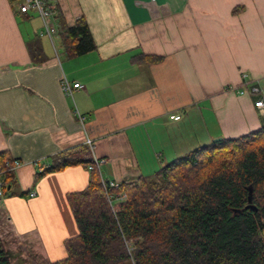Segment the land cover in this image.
Returning <instances> with one entry per match:
<instances>
[{"label": "crops", "instance_id": "crops-1", "mask_svg": "<svg viewBox=\"0 0 264 264\" xmlns=\"http://www.w3.org/2000/svg\"><path fill=\"white\" fill-rule=\"evenodd\" d=\"M47 2L67 26L84 18L95 50L68 57L58 39L54 50L37 14L0 0V153L23 163L0 212L22 238L36 233L49 263L77 235L66 196L90 173L76 165L38 177L56 155L86 146L101 179L129 183L264 127L254 106L264 94V0ZM35 39L42 64L28 51ZM62 78L83 88L68 97Z\"/></svg>", "mask_w": 264, "mask_h": 264}, {"label": "trees", "instance_id": "trees-1", "mask_svg": "<svg viewBox=\"0 0 264 264\" xmlns=\"http://www.w3.org/2000/svg\"><path fill=\"white\" fill-rule=\"evenodd\" d=\"M54 20L68 57L95 50L84 18L67 26L55 9ZM28 51L45 62L38 40ZM7 159L1 152L0 166ZM76 165L92 166L85 189L66 196L77 235L63 242L64 258L43 264H264V127L112 188H103L86 146L56 155L38 177ZM4 182L10 192L13 175ZM107 195L125 198L110 204ZM0 264H12L2 248Z\"/></svg>", "mask_w": 264, "mask_h": 264}, {"label": "built area", "instance_id": "built-area-1", "mask_svg": "<svg viewBox=\"0 0 264 264\" xmlns=\"http://www.w3.org/2000/svg\"><path fill=\"white\" fill-rule=\"evenodd\" d=\"M17 11L21 14L25 13H35L38 15L42 30L38 33L39 37H47L51 42L54 48V40L57 39L58 30L54 20V11L55 7L47 2V0H22L17 5ZM55 50V48H54ZM60 87L62 92L68 96L72 97L74 90L82 89L83 87L78 83H71L66 78H62L60 81ZM243 94V92H239ZM255 107H264V94H260V99L255 102ZM170 119L178 120L179 116H170ZM87 145L90 147V150L93 149L92 141L87 140ZM22 162L17 159H7L4 161L3 165L0 166V198L5 195V182L4 176L7 174H13L16 170H18L22 166ZM94 166L98 169L99 161H94ZM46 167H44L45 169ZM88 170H92V166L88 167ZM101 184L104 189L116 187L118 184L114 182L104 181L100 178ZM28 196L33 198L35 196L34 192H29ZM124 195L118 196L116 198L112 197L111 195H107V199L110 204H112L113 199L115 202H120L124 200ZM130 250V249H129Z\"/></svg>", "mask_w": 264, "mask_h": 264}, {"label": "rangeland", "instance_id": "rangeland-1", "mask_svg": "<svg viewBox=\"0 0 264 264\" xmlns=\"http://www.w3.org/2000/svg\"><path fill=\"white\" fill-rule=\"evenodd\" d=\"M39 26L35 24V27ZM42 27V26H41ZM55 48L60 51L61 47L58 40H54ZM170 162V161H169ZM167 162V163H169ZM165 163V164H167ZM153 174L148 175L151 177ZM15 194L16 191L13 189ZM10 192H6L5 195L0 199H5L11 195ZM14 194V195H15ZM0 212V248L8 252L10 261L12 264H43V247L38 240L36 233H32L31 236L27 238H22L20 235L16 234L11 228L6 217ZM45 263H48L45 260Z\"/></svg>", "mask_w": 264, "mask_h": 264}, {"label": "water", "instance_id": "water-1", "mask_svg": "<svg viewBox=\"0 0 264 264\" xmlns=\"http://www.w3.org/2000/svg\"><path fill=\"white\" fill-rule=\"evenodd\" d=\"M221 139L220 138H218V139H215L213 142H217V141H220ZM249 203H250V201H249ZM250 207V206H249Z\"/></svg>", "mask_w": 264, "mask_h": 264}]
</instances>
